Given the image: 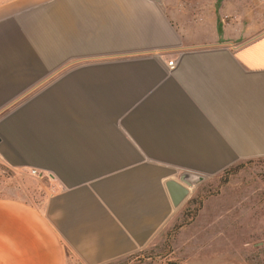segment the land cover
Instances as JSON below:
<instances>
[{"label": "crops", "instance_id": "obj_1", "mask_svg": "<svg viewBox=\"0 0 264 264\" xmlns=\"http://www.w3.org/2000/svg\"><path fill=\"white\" fill-rule=\"evenodd\" d=\"M169 7L0 0V157L48 180L38 202L0 195V264L142 251L174 211L168 179L264 156L262 9L189 25ZM206 238L193 229L179 264Z\"/></svg>", "mask_w": 264, "mask_h": 264}, {"label": "rangeland", "instance_id": "obj_2", "mask_svg": "<svg viewBox=\"0 0 264 264\" xmlns=\"http://www.w3.org/2000/svg\"><path fill=\"white\" fill-rule=\"evenodd\" d=\"M168 2L174 18L189 25L202 18L198 14L206 7L215 13L223 11L224 5L231 14L245 11L248 22L256 14L254 9L257 12L262 9L264 16V0ZM231 14L223 18L229 19ZM47 183V178L31 175L27 169L11 166L0 157V195L38 202ZM196 217L203 219L204 224L192 227L190 224ZM223 220H229V227L222 224ZM210 222L214 225H208ZM193 229L205 238L213 231L216 236L206 238L205 247L186 251L182 264H264V156L235 161L202 178L174 208L150 247L106 264H179V254L185 247L180 244L190 237ZM69 264L83 263L71 256Z\"/></svg>", "mask_w": 264, "mask_h": 264}, {"label": "water", "instance_id": "obj_3", "mask_svg": "<svg viewBox=\"0 0 264 264\" xmlns=\"http://www.w3.org/2000/svg\"><path fill=\"white\" fill-rule=\"evenodd\" d=\"M201 179L202 177L199 174L187 170L180 172L178 179H168L166 185L173 205L175 207L180 205L190 192V187Z\"/></svg>", "mask_w": 264, "mask_h": 264}, {"label": "built area", "instance_id": "obj_4", "mask_svg": "<svg viewBox=\"0 0 264 264\" xmlns=\"http://www.w3.org/2000/svg\"><path fill=\"white\" fill-rule=\"evenodd\" d=\"M175 63H176L175 58H171V59H168V60H167V65H168V67H169L170 69L174 67ZM15 167H17V166H15ZM27 172H28L29 174H31V175H37V174H38V169L35 168V167H28V168H27Z\"/></svg>", "mask_w": 264, "mask_h": 264}, {"label": "trees", "instance_id": "obj_5", "mask_svg": "<svg viewBox=\"0 0 264 264\" xmlns=\"http://www.w3.org/2000/svg\"><path fill=\"white\" fill-rule=\"evenodd\" d=\"M198 207H199V205L197 206V208H198ZM197 208H196V209H197ZM196 209H195V211H196ZM195 211H194V213H195Z\"/></svg>", "mask_w": 264, "mask_h": 264}, {"label": "bare ground", "instance_id": "obj_6", "mask_svg": "<svg viewBox=\"0 0 264 264\" xmlns=\"http://www.w3.org/2000/svg\"><path fill=\"white\" fill-rule=\"evenodd\" d=\"M194 186V185H193ZM190 191H191V187H190ZM175 208V207H174Z\"/></svg>", "mask_w": 264, "mask_h": 264}]
</instances>
